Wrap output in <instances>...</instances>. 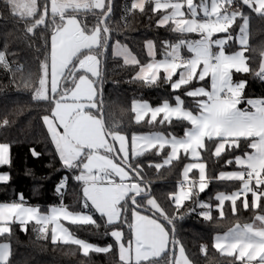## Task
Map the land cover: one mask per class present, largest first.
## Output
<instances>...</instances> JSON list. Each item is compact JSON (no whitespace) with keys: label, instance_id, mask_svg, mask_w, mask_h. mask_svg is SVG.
I'll return each mask as SVG.
<instances>
[{"label":"trees","instance_id":"obj_1","mask_svg":"<svg viewBox=\"0 0 264 264\" xmlns=\"http://www.w3.org/2000/svg\"><path fill=\"white\" fill-rule=\"evenodd\" d=\"M132 1L112 0V9L104 18L110 35L109 44L102 56L106 32L101 21L108 8V0L100 10L66 9L62 14L47 10L49 0H38L37 9L31 16L15 14L9 0H0V52L3 53L0 59V143H7L10 153L9 163L0 165V170L9 174L8 181L0 182V201H19L21 198L27 203L41 206L62 203L73 210H88L92 216L91 222H67V228L74 236L94 246H109L104 251L84 252L77 243H53L49 232L41 234L33 222L27 223L25 228L13 222L5 233L0 234V241L9 244V255L4 264H169L170 241L160 256L133 261L121 258L118 242L113 237V232L118 231L121 245L129 249L132 211L136 206L146 208L145 200L149 197L155 199L162 213H152L149 209L143 212L152 214L165 226L169 239L174 230V253L179 243L191 264H251L235 255L220 252L213 244L214 235L226 232L235 224L249 222L257 212L264 211L263 196L257 201L254 198L255 191L260 187L252 184L251 192L237 196L236 191L243 187L241 183L219 181L216 177L220 170L232 167L235 156L250 149L247 139L238 140L235 147L217 156L212 152L215 140H206L201 158L206 164L210 181L200 191L193 188L190 197L179 206L173 204L170 196L173 197L175 193L185 155L180 154L169 163L161 164L166 149L159 153L151 149L128 159L126 163L135 172L131 171V180H138L137 175L140 176L147 182L150 195L137 196L131 202L133 194H128L119 203L120 216L114 222L107 221L104 214L87 209L81 203L79 181L74 175L79 171L83 158L66 166L59 157L44 118L52 114L55 100L68 93L82 74L92 79L97 88V105L89 108V111L99 116L98 93L102 67L103 120L108 133L123 134L128 140L134 133L154 131L181 136L189 125L184 119H134L131 104L137 99L157 105L163 101L172 103L179 97L185 107L196 110L192 97L186 94L196 85L195 80L173 89L171 83L175 76L167 78L159 73L157 78L152 79L138 78L135 74L139 66L149 61L146 41L154 42L156 56L159 57L165 48L175 43L184 48L189 39H195L198 35L179 31L178 25L172 22L160 25L158 20L163 12L154 9L153 0L146 1L141 8H132ZM230 6L239 14L232 20L226 33L233 36V40L229 38L225 51L232 52L239 48L235 43V34L244 18L247 20L244 56L248 70L232 71V79L245 81V96H264V72L255 74L261 52L264 51V13L255 12L240 0ZM69 16L77 18L85 33H91L98 27L99 44L76 53L61 78L60 88L52 95L46 90L44 96L38 97L35 94L39 91L40 80L48 72L50 37ZM114 42L127 46L137 62L127 64L121 57L113 55L111 49ZM87 54L99 59L97 78L83 70L74 71L79 60ZM109 153L113 156L112 152ZM63 181L65 184L59 187ZM220 194L235 195V198L224 199L221 211L216 207ZM204 208L210 210L209 217L201 214Z\"/></svg>","mask_w":264,"mask_h":264},{"label":"crops","instance_id":"obj_2","mask_svg":"<svg viewBox=\"0 0 264 264\" xmlns=\"http://www.w3.org/2000/svg\"><path fill=\"white\" fill-rule=\"evenodd\" d=\"M106 1L96 0L97 7L100 8L93 7L89 9L100 10L105 7ZM167 4L168 6L165 7L163 15L167 14L174 5L181 6L185 11L183 4L180 2L171 0ZM66 9L69 8L54 13L62 14ZM154 9H156L155 6ZM177 25L179 26V24ZM227 32L219 33L226 34ZM219 33L212 34L216 35V37L210 38L211 49L215 57L214 63L209 61V48L201 40V43H195L194 47L187 49L180 47L190 64L182 75L179 72V74L166 75L163 70L158 69L156 70V77L152 78H157L159 73H163L167 78L175 76L171 83L173 89L195 80L196 85L186 92L193 99L195 111L185 107L179 97H176L172 103L163 101L157 105H152L147 100L141 99L132 101L131 107L136 121L144 119L148 121L184 119L189 123L184 133L181 136L165 134L159 131L134 133L131 135L130 140L123 134H119L123 135L124 144H119V147L117 144H113V148L116 155L125 163L128 159L151 149H156L157 153L166 149L161 164H167L171 160L178 158L180 154H183L186 156V160L181 168L180 178L176 180V189L179 185L177 181L185 179L189 180L187 189L192 187L200 191L210 181L207 176L206 164L201 158V150L205 141L215 140L212 152L217 156L226 149L235 147L238 144V140L247 139L250 149L243 154L235 156L232 160V167L220 170L216 177L219 181L239 182L244 186L243 172L248 171L252 178L257 179L252 184L260 187L254 193V198L257 201L260 196L264 198V105L262 99L264 96H245L243 92L245 81H233L232 71L246 72L248 70L244 56V45L240 46L237 51L227 52L225 51L227 36ZM99 34L100 30L98 27L91 33L83 32L79 21L74 16L64 18L63 24L50 37L49 68L47 75L43 77L45 91L48 90L50 95H52L60 88L61 78L72 58L83 49L97 47L100 41ZM216 39H221V43L216 44ZM112 53L118 56L114 51ZM75 70H83L93 78H97L100 72L99 59L93 54H87L79 60ZM139 72L140 69H138L135 76L143 78ZM96 96L97 88L94 82L87 75L82 74L77 78L68 93L55 100L52 114L44 118V123L59 157L66 166H71L77 159L83 158L82 149L86 148L91 152L101 149L94 146L86 147L85 145L89 144L82 141L78 136H72L77 134L76 131L79 130L80 117L89 119L100 136L109 139V135L104 128L103 132L97 129L102 126L100 116H96L89 111V108H95L97 105ZM56 110L58 112L57 115ZM52 118L54 119L52 120ZM47 122H50L52 127L49 128ZM57 141L61 143L57 144ZM74 141L78 144H73L75 143ZM70 142L73 143L70 144ZM62 145L66 151L68 150L71 153V158H62ZM109 152L106 153L108 157H111ZM112 157H114V154ZM9 159V145L0 143V165L8 164ZM88 159V157L85 158L83 163ZM114 159L120 167L109 168L107 161V164H105L107 168L106 178H99V173L95 170L92 172L93 177L90 178L85 169L82 170L83 166H80L79 171L74 175V178L79 181L80 193L84 186L103 185L102 188H108V191L115 195V202L119 206V203L128 194H133L134 196L147 191L148 184L145 183L146 181L131 180V171L117 161L116 157ZM8 179V172L0 170V182H6ZM201 184H204V186H199ZM59 187H62V183L59 184ZM190 195V192L186 190L183 202ZM228 197L235 198V195L220 194L219 201L222 202ZM149 198L145 200L146 205H148L147 200ZM146 208L151 210L152 213L162 212L158 204L156 208L149 206ZM206 210L209 209L206 208ZM115 211H117L115 216L110 220L106 218L107 221L114 222L119 219V207H116ZM203 211L205 210H202L201 214ZM91 221L92 216L89 212L73 210L62 203L41 206L27 203L21 198L19 201H0V234L5 233L13 222L18 223L21 228H25L27 223L33 222L41 234L44 235L49 232L52 241L77 243L84 252L109 249V246L100 247L89 244L87 250H83L82 245L74 239V235L66 226L67 222L88 223ZM131 228V245L129 249L123 248L124 250H122L126 259L133 261L146 260L160 256L167 249L170 241L169 234L163 224L153 217L152 214H147L142 209L135 208L132 211ZM213 244L224 254L235 255L237 258L244 259L251 264H264V211L257 212L249 222L235 224L226 232L214 235Z\"/></svg>","mask_w":264,"mask_h":264},{"label":"rangeland","instance_id":"obj_3","mask_svg":"<svg viewBox=\"0 0 264 264\" xmlns=\"http://www.w3.org/2000/svg\"><path fill=\"white\" fill-rule=\"evenodd\" d=\"M146 1L148 0H133L131 3V7L141 8L145 4ZM167 1L169 2L171 0H153L155 8L160 9L163 13L165 12V7L168 6ZM234 1L236 0H196V1L187 0V6L189 8L190 13L193 16H197L199 13L203 14L206 9L209 10L210 22L209 24L204 25V29L206 33H208L207 35L210 36V38L211 37L213 38V37H216V35H212V34L227 30L230 27L232 20L239 14L238 12L233 11L230 8L231 7L230 5L233 4ZM240 1L246 6L253 9L255 12L264 13V0H240ZM9 2L12 5V8H13L12 10L14 11V13L19 16H31L36 11L37 4H38V0H9ZM97 6L98 5L96 3V0H51V1L49 0V6L47 10L49 12L54 13V12L62 11L65 8H69V9H89L93 7L100 8ZM163 13L160 19L158 20L160 24H164L168 21H172L174 22V25H177V24L183 25V30L185 33L195 32L198 35L197 38L189 39V42H186L185 44L186 49L194 47L193 45H195V43H201L202 35L196 32L197 26H196L195 21L190 16H188V14L183 10L181 6L178 7L174 5L173 7H171V10L167 12V14L163 15ZM221 22H228L227 27H223L221 25ZM219 34L223 36H227V41L229 40V35L222 34V33H219ZM220 40L221 39H218V40L216 39V44L221 43ZM202 41H204V39ZM246 42H247V20L246 18H244L243 22L241 23L238 29V32L235 34V43L239 45L240 47V46L245 45ZM145 50H146L147 55L149 56L150 61L147 64L141 65L139 67L140 69L139 74L143 78L144 77L146 78L156 77L157 75L156 70L158 69L163 70L166 75L167 74L172 75L178 72L182 75V73L185 72L186 69H188L190 65L189 61H187L188 60L187 56H184V53H182L180 49V45L178 43H175L172 46L165 48L161 52V56L159 57L156 56V49H155L154 42L152 40H148L145 42ZM237 50H239V48H237L236 51ZM112 51H114L118 56H120L124 60V62L127 64H134L137 62L136 56L130 51V49L127 46L119 42H114L112 44ZM181 57H184L186 61L180 65V63L176 60H178ZM2 58H3V53L0 52V59ZM39 85H40L39 91H37L35 95H37L38 97L39 96L42 97L45 94L43 78H41ZM57 113L58 112L56 110V115ZM53 119L54 118H52V120ZM79 121H80V127H79V130L76 131V133L79 135L77 134L72 135V132H71V135L78 136L81 138L82 141L89 144V145H85L86 147L94 146V147L101 148V149H98L97 151L93 150V152H91L89 149H86V148L81 150L83 161L85 160V158L87 157L89 158L86 162L81 163L82 164L81 166H83L82 170L85 169V172L89 174L88 177L90 178L93 177L92 172L94 170L97 173H99V178H106L107 168L105 164H107L106 163L107 161L109 163V168H113L115 166L120 167L114 159L115 156L108 157L106 153L108 151L113 153L110 138L106 139L104 138V136L101 137L98 131L96 130V128L92 126L91 121L89 119L87 118L84 119V117H80ZM47 126L49 128L52 127L50 122L49 123L47 122ZM97 129H100L99 131H102V132L104 131L102 126H99ZM112 137H114L112 139V143L117 144L118 147H119V144H122V145L124 144L123 135L114 134ZM59 143L61 142L57 141V144ZM72 143L70 142V144ZM102 143L105 145L103 146ZM73 144L77 145L78 143L75 142ZM61 155L63 159L71 158L70 157L71 153L68 150L66 151L63 145L61 148ZM7 158H8V154H7ZM61 183H62V186L65 184L64 181ZM199 186L203 187L204 184H201ZM102 187L103 185H98V184L84 186L81 192V203L85 208L92 209L97 213H102L108 220H110L111 218L115 216V213L117 212L115 211L116 207H119V206H117L118 204L115 202V195H113L110 191H108V188L106 187L102 188ZM122 189H124V187H122ZM192 189H193L192 187L191 188L189 187V189H187L186 187H181L180 185H178L175 193L173 194V198H174L173 204L181 205L185 198L186 190H188L191 194ZM223 201L224 200L220 202L218 200V203L216 204V207H218L220 211H221V206H222ZM147 204H148L147 206L151 208L157 207V204L153 198H149L147 200ZM202 210H205L202 212V215L205 217H209L210 215L209 210H206V208ZM85 212H89V211L86 210ZM73 237L75 240H77V242H79L82 245L83 250H87V247H89L90 243L76 236H73ZM113 237L116 241L119 240L118 246H119V252H120L121 258L124 260H128L124 257V252L122 251L124 250L123 249L124 247L121 245V242H120V233L118 231H114ZM8 255H9V246L7 242L0 241V264L5 263V261L8 258ZM173 264H191V262L187 259L182 246L179 243H177L176 248H175Z\"/></svg>","mask_w":264,"mask_h":264},{"label":"built area","instance_id":"obj_4","mask_svg":"<svg viewBox=\"0 0 264 264\" xmlns=\"http://www.w3.org/2000/svg\"><path fill=\"white\" fill-rule=\"evenodd\" d=\"M176 2H180L181 4H183L185 11L187 12L188 16H190L196 23L197 26V31L198 33H200V35H202V40L204 39V42L206 44V46L209 48V52H208V59L211 63L215 62V57L213 54V51L211 49V41H210V36H208L204 29V25L209 24L210 20H209V16H210V12L208 9H206L204 11L203 14H199L198 16H193L190 11L189 8L187 6V0H174ZM228 22H221V25L223 27H227ZM227 32V30H225ZM178 61L180 64H183L186 59L184 57L179 58ZM263 99V105H264V97H262ZM94 175H96V173H94ZM243 177L245 180V185L240 188L239 190L236 191V195L237 196H245L247 193L251 192L252 190V183L254 181H256L257 179H254L251 177L250 173L248 171H244L243 172ZM99 182V181H97ZM102 182V181H101ZM178 184L182 187H187L189 180H185V179H179Z\"/></svg>","mask_w":264,"mask_h":264},{"label":"water","instance_id":"obj_5","mask_svg":"<svg viewBox=\"0 0 264 264\" xmlns=\"http://www.w3.org/2000/svg\"><path fill=\"white\" fill-rule=\"evenodd\" d=\"M112 9V0H108V8L107 10L105 11L104 15H103V18H102V21H101V24L106 32V41L103 45V48H102V56L104 55L105 53V50L109 44V38H110V35H109V32L104 24V18L105 16L111 11ZM178 30L179 31H182L183 30V25H179L178 26ZM226 32V31H224ZM230 40H233V36H230ZM102 71H103V67L101 68V77H100V80H99V101H100V121H101V124L103 126V128L105 127L104 126V120H103V107H102V91H101V81H102ZM264 72V51L261 52V55H260V61H259V65H258V68L256 69L255 71V74H261ZM105 129V128H104ZM108 133V132H107ZM109 135V138H110V141H111V144H112V150H113V154L114 156L116 157V159L126 168L128 169L129 171H132L131 168L128 166L127 163H125L123 160H121L115 153L114 151V148H113V143H112V135L110 133H108ZM134 174L135 172L132 171ZM137 178L140 182H144L140 176L137 175ZM147 183V182H145ZM149 196L150 195V189H149V186L147 185V191L145 193H142V194H136L134 195L133 197H131V202H133L134 198L137 197V196ZM170 199L172 200L173 197L170 196ZM136 208H139V209H142V210H147V208H144V207H140V206H136ZM173 253H174V230L172 229V232H171V239H170V256H169V264H173Z\"/></svg>","mask_w":264,"mask_h":264},{"label":"snow or ice","instance_id":"obj_6","mask_svg":"<svg viewBox=\"0 0 264 264\" xmlns=\"http://www.w3.org/2000/svg\"><path fill=\"white\" fill-rule=\"evenodd\" d=\"M23 230H25V231H26V229H23ZM53 243H55V240H53Z\"/></svg>","mask_w":264,"mask_h":264}]
</instances>
